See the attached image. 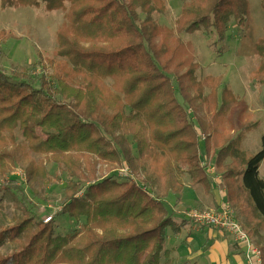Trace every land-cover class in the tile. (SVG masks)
Masks as SVG:
<instances>
[{
  "label": "trees",
  "instance_id": "obj_1",
  "mask_svg": "<svg viewBox=\"0 0 264 264\" xmlns=\"http://www.w3.org/2000/svg\"><path fill=\"white\" fill-rule=\"evenodd\" d=\"M179 1L178 33L204 30L223 45L231 21L238 35L247 31L248 0ZM260 6L264 10V0ZM20 8L62 11L64 22L56 36L57 60H49L51 72L32 74L36 64L31 71L0 72V142L11 143V149L25 156H44V162L26 169L33 192L34 184L43 189L51 183L47 163L64 166L68 179L57 215L85 222L78 232L57 236L52 222L26 223V217L13 214L8 223L0 210V248L7 240L15 243L9 251H0V264H173L165 250V232L178 234L180 225L152 190L157 186L163 195L179 194L183 185L176 169L185 165L192 184L208 192L200 155L210 152H216L215 167L223 173L227 202L242 215L249 235H258L264 227V179L258 173L264 139L261 151L246 156L242 144L252 129L234 134L230 120L238 99L226 86L219 99L220 77L197 80L198 65L188 46L173 30L154 22V15L165 12L163 0H0V11ZM262 33L254 45L259 66L249 75L258 86H264V25ZM0 35V46L14 38L2 30ZM176 92L208 133L204 153ZM202 107L204 114L199 113ZM45 124L53 125L55 132L41 138L35 129ZM15 130L24 138L21 145ZM89 154L108 163L123 159L137 182L147 181L143 187L148 186L144 191L150 198L141 184L118 176L83 186L78 160L89 166L84 156ZM7 162L16 164L14 150L0 151V168ZM139 170L144 174L136 176ZM4 189L20 191L10 182ZM259 249L264 262V245Z\"/></svg>",
  "mask_w": 264,
  "mask_h": 264
},
{
  "label": "rangeland",
  "instance_id": "obj_2",
  "mask_svg": "<svg viewBox=\"0 0 264 264\" xmlns=\"http://www.w3.org/2000/svg\"><path fill=\"white\" fill-rule=\"evenodd\" d=\"M163 1L165 2V12L163 15H154V22L158 26L173 30L175 36L188 46L195 63L198 65V69L195 74L197 80L200 81L204 77H208V75L219 74L222 69L225 68V64L229 70L227 73L228 75L236 74V77L231 76V78L236 80L235 82L233 81V86L234 89H236L237 84L238 90H231L229 85H225L227 89L238 99V105L235 106L230 113V120L235 128L234 134L244 131L245 128H251L252 130L249 133H246L242 149L245 151L246 156H251L261 151L264 139V105L260 101L261 95L263 96V93H261V87L263 86L255 85L254 82L249 80L250 73L257 69L260 61L255 54L254 45L263 35L262 27L264 25V10L260 6L261 0H248L249 25L247 31L244 35H238V33L236 34L238 37L244 38L246 42L241 46L240 53H238V55H235L234 49H232L230 55L226 58L223 57L224 53H227L225 43L223 45H217L216 37L214 35H210L204 30L197 31L193 34L178 33L176 30V19H178L181 15V2L179 0ZM64 14L65 13L62 11L47 12L44 8H20L17 10L9 9L0 11V30L11 33L14 35V38H16H12L0 46V72L10 74L15 69L31 71V67L35 64L37 67L34 71H32V74L40 76L42 72H51L50 70L52 68L49 60L55 58V50L57 47L56 36L64 22ZM140 18L142 19L143 15H140ZM232 29L228 30L227 36H235ZM159 41L160 39L157 41V44H159ZM40 60L41 64H37ZM218 77L221 78V76ZM220 82L221 85L218 88L219 99L221 98L222 90L226 88L222 85V80ZM173 85L175 90H177L176 82L173 81ZM208 94L209 90H206L205 96H208ZM176 97L181 104H184V101L177 92ZM262 99L263 98H261V100ZM207 100L212 102L211 98H208ZM208 105L209 103L204 104L206 113ZM185 106L190 108L192 112L191 114H188L184 111L187 123L191 124V126L194 125L196 135L204 136L203 142H206L208 133L199 128L196 121V113H194L193 108L187 104ZM204 108L202 107L199 109L200 114H204ZM35 132L39 137L45 138L48 133L55 132V129L53 125L45 124L37 127ZM13 135L18 145L23 144L24 138L22 137L20 131H13ZM8 137L9 134L5 133L4 140H7ZM129 141L132 145V152L136 155V148L132 140L129 139ZM203 142H200V149L202 150V153L204 152ZM10 144L11 143L4 141L0 142V151L14 150L16 154V164L14 166H12L10 161L7 162L3 168H0V205L4 207V209L0 210L3 211L5 221L11 223L13 214L26 217V223L31 221L33 224H37L41 221L45 223L44 220L51 217L52 219L48 222L53 223L55 234L57 236H66L71 235L74 232H78L84 225V218L80 219L79 222H76L67 216L57 215L62 206L64 188L68 179L66 177V173H64L66 168L55 162L47 163L46 174L51 180V183L43 189H39L37 184H34L35 192H33V190H31L26 183V169L31 164H37L40 161L44 162L45 158L43 155H36L33 152H27V156H25L21 150L15 148L11 149ZM71 156L74 155L71 154ZM84 156H87L90 164L89 166H85L82 160L83 158H79L78 163H81V166H78L77 164L79 167L77 170H81V172H83L81 182L85 187L103 179H116V175H118V173L122 177L121 179L127 177L131 183H133V181L137 183L135 184L136 186L141 184L143 191L144 188L148 187L147 185H145L146 187H143L147 181L145 182L141 180L140 177L136 178L141 180L144 184L135 180L133 170L123 161V159H121L120 162L108 163L103 160L100 161L90 154ZM215 160L216 152H210L205 155L201 161L203 162V168L206 171L207 178L210 176L221 177L223 174L215 167ZM229 162L230 160L227 159L225 164H229ZM123 168L128 169L131 174L133 173V176H128V173L119 172V170H122ZM212 169H214V173L211 172ZM141 174L144 173L139 170L135 175L140 176ZM260 175L264 177V163L260 169ZM8 182L18 186L20 191L15 190L9 193L8 190L4 189V187L6 188ZM158 191L152 190V196L154 198L161 196ZM144 192L147 194V191ZM81 194L82 191L77 195ZM147 196L150 198L148 194ZM229 207L233 210L237 222H239L248 233L249 231L243 223V217L237 208H235L231 203L229 204ZM189 209H197L199 211L211 210V208L209 209L198 206L188 208V210ZM194 227L199 228L197 226ZM96 231L100 232L99 230ZM15 232L16 230L13 229L10 232V236L13 237ZM259 233L264 236V227L258 230L257 234ZM249 236L252 238L255 246L260 248L263 243L262 239H260L261 237L259 238L255 234H250ZM12 247H15V243L7 240L5 246L0 248V251L5 253Z\"/></svg>",
  "mask_w": 264,
  "mask_h": 264
},
{
  "label": "crops",
  "instance_id": "obj_3",
  "mask_svg": "<svg viewBox=\"0 0 264 264\" xmlns=\"http://www.w3.org/2000/svg\"><path fill=\"white\" fill-rule=\"evenodd\" d=\"M234 25L233 21L229 23L230 28L228 30L233 28L232 31L235 36L226 37L224 43L227 47V53H224V58L230 55L232 49H234L235 55H238L241 46L246 42L244 38L236 35L237 29ZM226 66L225 64V68L219 74L210 76H221L222 85H229L232 90L234 89L233 81L236 80H233L231 76L236 77V74L228 75L229 70ZM234 90H238L237 84ZM261 93H263V96L261 95L263 99L260 98V101L264 105V86L261 87ZM200 152L202 151L200 150ZM202 155L204 156L206 153ZM263 163L264 160L258 170L259 177L262 179L264 177L260 175V169ZM211 172L214 173V169ZM176 176L183 185L179 194L168 193L163 195L160 190L158 191V187H155L161 195L160 198L168 216L175 224L180 225L178 234H173L171 229H167L165 232V250L170 252V260L173 264H247L244 246L235 243L229 234L208 227L196 228L184 216V212L191 207L219 209L221 204L227 201V190L222 178L210 176L208 178L209 190L205 192L201 186L192 184L185 165L177 167ZM256 236L261 237L260 239L263 241L261 246H263L264 236L260 233Z\"/></svg>",
  "mask_w": 264,
  "mask_h": 264
},
{
  "label": "built area",
  "instance_id": "obj_4",
  "mask_svg": "<svg viewBox=\"0 0 264 264\" xmlns=\"http://www.w3.org/2000/svg\"><path fill=\"white\" fill-rule=\"evenodd\" d=\"M181 106L186 113H192L190 108H187L185 104H181ZM198 138L200 142L204 141V136L200 135ZM204 156L200 155V166L202 168L204 166L201 161ZM119 172L128 173V176H133L126 168L119 170ZM116 176L122 178L119 173ZM184 216L194 226L213 228L229 234L235 243L244 246L247 264H264L260 249L255 246L252 238L248 235L245 228L237 222L234 212L231 207H229V203L227 201L223 202L217 210L211 209L207 211H199L197 209H189L184 212ZM51 219L52 218L49 217L45 219L44 222L47 223Z\"/></svg>",
  "mask_w": 264,
  "mask_h": 264
}]
</instances>
